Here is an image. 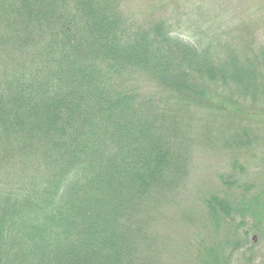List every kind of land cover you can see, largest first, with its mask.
<instances>
[{"label":"trees","instance_id":"trees-1","mask_svg":"<svg viewBox=\"0 0 264 264\" xmlns=\"http://www.w3.org/2000/svg\"><path fill=\"white\" fill-rule=\"evenodd\" d=\"M252 1L0 0V264H264Z\"/></svg>","mask_w":264,"mask_h":264},{"label":"rangeland","instance_id":"rangeland-1","mask_svg":"<svg viewBox=\"0 0 264 264\" xmlns=\"http://www.w3.org/2000/svg\"><path fill=\"white\" fill-rule=\"evenodd\" d=\"M259 0H255L251 2L252 7L257 6ZM236 3H232V6L235 5ZM260 4V3H259ZM261 13L264 14V8L261 11ZM260 14V13H259ZM211 154L209 153L208 156H210ZM196 163H197V167H198V177L201 178V180H207V178H210L211 176H213V174L221 169L223 167V164L221 161L217 160V159H213V158H207V155H201L198 154L196 157ZM208 187L210 188V185H208Z\"/></svg>","mask_w":264,"mask_h":264}]
</instances>
